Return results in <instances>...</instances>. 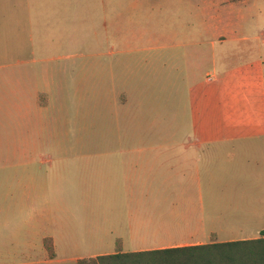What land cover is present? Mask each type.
Returning a JSON list of instances; mask_svg holds the SVG:
<instances>
[{"label":"crops","instance_id":"crops-1","mask_svg":"<svg viewBox=\"0 0 264 264\" xmlns=\"http://www.w3.org/2000/svg\"><path fill=\"white\" fill-rule=\"evenodd\" d=\"M132 6L139 10L141 3ZM87 7L60 0H0V122L12 115L15 101L28 108L23 115L36 113L44 120L47 114L50 123L60 117L58 108L92 104L94 81L110 75L119 126L72 133L99 135V147L58 148L46 157L28 158L19 171L11 166L9 178L0 184V264H78L81 258L116 252L260 237L264 64L234 68L231 82L220 86L226 134L202 130L192 140L181 130L144 132L141 107L155 103L139 96L138 55L144 53L149 64L155 52L165 67L186 70V37L166 36L168 41L158 44L166 37L150 29L133 36L103 35L90 22L76 29L78 12ZM91 7L108 13L110 6ZM112 40L121 43L120 50L104 49ZM117 73L126 74V82L121 84ZM206 80H216V74L208 73ZM224 141L231 143L229 151L217 148ZM215 144L216 149L205 148ZM8 150L33 156L39 149ZM156 183L186 187L183 195H165L153 189ZM218 218L226 220L221 232Z\"/></svg>","mask_w":264,"mask_h":264},{"label":"rangeland","instance_id":"rangeland-1","mask_svg":"<svg viewBox=\"0 0 264 264\" xmlns=\"http://www.w3.org/2000/svg\"><path fill=\"white\" fill-rule=\"evenodd\" d=\"M60 1L88 6L78 12L80 18L75 22L76 29L79 24L90 22L103 35L117 33L133 36L150 29L156 37L177 34L186 37L187 44L182 47L188 53V64L184 65L186 70L177 72L170 66L165 67L160 63L165 60H159L155 52H150L153 58L149 59V64H145L144 53L138 55L142 63L139 96L156 104L141 107L140 130L144 132L181 130L190 139L198 140L202 130H227L219 109L220 86L231 82L229 72L232 69L256 61L264 64V0H139V10H134L132 6L137 0ZM104 4L110 6L108 13L91 7ZM168 39H158L157 43ZM104 47L106 51H118L121 43L112 40ZM83 49L76 48V51ZM111 57L112 60L115 58ZM208 73L216 74V80L208 82ZM125 75L117 73L121 84L127 80ZM215 85L216 90L213 89ZM114 90L110 75L107 80L94 81L93 94L95 99L99 97V101L94 99L87 107L58 108L60 117L55 116L57 120L50 123L47 122L50 121L47 114L44 120L36 113L23 115L28 108L18 106V102L14 101L12 115L0 122V184L4 185L3 182L9 178L11 166L19 171L30 157H39L40 154L46 157L58 148L99 147V135L72 133L119 129L117 103L112 99ZM50 132L58 134L50 136ZM231 146L224 141L217 148L229 151ZM24 147L39 150L33 156L23 151L8 150ZM208 147L216 149V144L206 145L205 148ZM185 187V184L179 183L153 185L157 193L173 196L183 195ZM197 191L195 194L199 196ZM225 222L224 218L216 219V230L221 232L222 228L226 229Z\"/></svg>","mask_w":264,"mask_h":264},{"label":"trees","instance_id":"trees-1","mask_svg":"<svg viewBox=\"0 0 264 264\" xmlns=\"http://www.w3.org/2000/svg\"><path fill=\"white\" fill-rule=\"evenodd\" d=\"M46 248L54 256L50 240H46ZM78 264H264V229L254 239L116 252L81 258Z\"/></svg>","mask_w":264,"mask_h":264},{"label":"built area","instance_id":"built-area-1","mask_svg":"<svg viewBox=\"0 0 264 264\" xmlns=\"http://www.w3.org/2000/svg\"><path fill=\"white\" fill-rule=\"evenodd\" d=\"M210 77V76H209Z\"/></svg>","mask_w":264,"mask_h":264}]
</instances>
